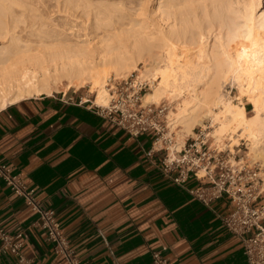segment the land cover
<instances>
[{
    "label": "crops",
    "instance_id": "crops-1",
    "mask_svg": "<svg viewBox=\"0 0 264 264\" xmlns=\"http://www.w3.org/2000/svg\"><path fill=\"white\" fill-rule=\"evenodd\" d=\"M91 93L59 89L0 108V162L55 211L77 256L85 264H151L159 250L169 264H247L240 238L217 217L233 203L222 196L205 206L188 192L195 178L184 187L168 180L159 168L164 151L146 154L152 131L128 134L96 112ZM36 218L0 180V226L23 233L22 253L34 264H67Z\"/></svg>",
    "mask_w": 264,
    "mask_h": 264
},
{
    "label": "bare ground",
    "instance_id": "bare-ground-1",
    "mask_svg": "<svg viewBox=\"0 0 264 264\" xmlns=\"http://www.w3.org/2000/svg\"><path fill=\"white\" fill-rule=\"evenodd\" d=\"M199 1L159 0L149 11L142 0L129 27L68 38L46 29L45 20H37V0H0V108L60 87L85 85L95 94L94 102L105 106L110 70L115 76L137 71L136 81H144L143 75L157 81L143 94L144 104L176 100L168 126H182L175 140L178 148L183 134H193L195 124L211 120L215 143H224L226 132H231L236 137L228 147L245 138L251 142L247 155L264 162V8L258 10L260 0H247L242 21L237 22L236 17L225 16L229 4L223 0L216 1L220 9L214 7L212 15L198 14ZM83 4L91 5V0ZM105 9V19L118 16V11L123 14L119 3ZM207 18L205 27L201 22ZM192 26L199 31L191 37ZM229 77L239 97L246 96L251 103L253 115L240 100L234 104L223 96Z\"/></svg>",
    "mask_w": 264,
    "mask_h": 264
},
{
    "label": "built area",
    "instance_id": "built-area-1",
    "mask_svg": "<svg viewBox=\"0 0 264 264\" xmlns=\"http://www.w3.org/2000/svg\"><path fill=\"white\" fill-rule=\"evenodd\" d=\"M132 77L130 73L109 80L108 103L105 106L94 104L96 112L107 115L132 136L152 131L154 138L147 156L164 151L160 171L176 185L184 187L189 177L195 178L199 184L188 192L200 203L208 206L213 200L226 196L233 203V209L227 214H217L218 219L240 238L247 264H264V179L261 176L264 167L256 160L243 161L238 153L240 149L234 152L228 147L210 145L208 132L203 133L202 129L196 136L186 138L178 148L174 132L166 121L167 105L144 104L142 96L149 83ZM0 180L36 214V224L44 231L55 254L63 257L67 264H85L64 235L55 211L36 198L35 188L26 184L21 173L13 172L10 165L0 162ZM22 236L21 231L10 234L0 226V257L12 256L6 264H34L22 253ZM151 264L169 262L159 250H153Z\"/></svg>",
    "mask_w": 264,
    "mask_h": 264
},
{
    "label": "rangeland",
    "instance_id": "rangeland-1",
    "mask_svg": "<svg viewBox=\"0 0 264 264\" xmlns=\"http://www.w3.org/2000/svg\"><path fill=\"white\" fill-rule=\"evenodd\" d=\"M37 0L36 2V13L38 15L37 20H45L47 27L46 29L48 30H57L60 32H63L65 37L68 38H73L72 36L74 34H83L87 33V31L93 36L95 33L96 34H104L108 29L114 27H129L130 24V19L134 17V13L136 9L139 7V5L142 3V0H91V5H84L83 0ZM146 5H147V10L150 11L152 8H157V5L159 3V0H146ZM161 1V0H160ZM217 0H200L198 2V9L197 12L199 15H203L204 12L206 11L210 15L213 14L215 11V8H219V2H216ZM228 3L229 4V9L228 11H225V16L227 17H236L237 22H241V10H242V5L247 4V0H223V3ZM110 3H119L121 6V11H118V16H115L111 19H105V14L107 13L105 7L109 5ZM120 8V7H119ZM264 8V0H260V6L258 7L259 9ZM220 9V8H219ZM101 11L100 13H98ZM41 18V19H40ZM207 19H204L203 26L206 27L207 24ZM38 23V21H37ZM37 25V24H36ZM214 28V26H213ZM84 29V30H83ZM93 29V30H92ZM83 30V31H82ZM91 30V31H90ZM105 30V31H104ZM86 31V32H85ZM198 29L195 26H192L190 28L189 36L191 35H196L198 33ZM101 33V34H100ZM212 36L208 40V42L211 44L212 41ZM211 41V42H210ZM143 63H139L138 67L140 69H143ZM130 73L133 74V79H136L138 74H140L137 71H129L127 74L129 75ZM127 76V75H126ZM126 76H115L114 72L110 70L108 78L106 80V83H109V80L111 81L112 78H123ZM144 81L149 83V88H147L146 91H149L152 84L156 83L157 81H153V78L150 75H143ZM152 79V80H151ZM232 79V80H231ZM230 77L226 80V82L223 84L222 87V94L225 98L230 100L232 103L237 104L239 103V100L244 104L246 108L247 114L253 115L251 112L253 107L251 103H249L246 99V96H241L239 97L237 90H236V83L233 78ZM64 79H62L63 81ZM61 81V82H62ZM66 79L63 81V84H65ZM152 81V82H151ZM231 85H230V83ZM64 88V87H63ZM60 87V89H63ZM107 88V87H106ZM72 90H75L74 88H71ZM77 91H85L89 93V85H85L84 87H80L76 89ZM108 92V91H107ZM92 97H94V93H91ZM109 97V96H108ZM170 101V102H169ZM108 103V102H107ZM144 103V102H143ZM157 103H163L167 105L168 109L166 112V121L168 124L172 122V111L175 110L176 106V100L172 101L171 98L168 99H162L158 101ZM156 103V104H157ZM107 105V104H106ZM214 122L211 120H206L203 122V124H195L193 127V134L189 135H184L182 136V140L191 137V136H196L198 131L200 129L203 130V133L208 132V143L210 145L212 144L218 147H228L230 143H234L233 137L234 136L231 132H226L224 136V143H215L214 139L211 137V131L214 129ZM181 124L179 123H173L170 125L169 129L174 132V138L176 140L177 134L181 133ZM213 127V128H212ZM228 133V135H227ZM226 137V138H225ZM228 138H231L232 141H230ZM228 139V140H227ZM230 141V142H229ZM249 142V143H248ZM250 141L246 140L245 138L239 139L238 143L235 145H230L228 148L230 150L234 149V152H236L238 149L239 150V155L240 157L243 158V161H247L248 163L254 162L255 160L260 163L261 166L264 167V162L259 159V158H252L251 155H247V149L250 146ZM217 144V145H216ZM234 148V146H236ZM252 158V159H251ZM261 176L264 179V170L261 172Z\"/></svg>",
    "mask_w": 264,
    "mask_h": 264
}]
</instances>
